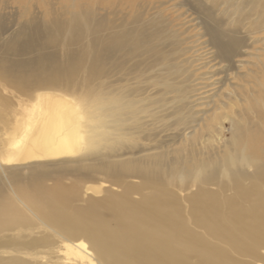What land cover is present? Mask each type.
Listing matches in <instances>:
<instances>
[{
	"label": "bare ground",
	"instance_id": "6f19581e",
	"mask_svg": "<svg viewBox=\"0 0 264 264\" xmlns=\"http://www.w3.org/2000/svg\"><path fill=\"white\" fill-rule=\"evenodd\" d=\"M0 46V264H264V0H0Z\"/></svg>",
	"mask_w": 264,
	"mask_h": 264
},
{
	"label": "rangeland",
	"instance_id": "374dc122",
	"mask_svg": "<svg viewBox=\"0 0 264 264\" xmlns=\"http://www.w3.org/2000/svg\"><path fill=\"white\" fill-rule=\"evenodd\" d=\"M171 5V3H168V7ZM181 11H186V13H185V15H188V14H192V11L191 10H187V7H184V8H182L181 9ZM193 15H190V17H192ZM17 19L18 18H20V17H18V16H15ZM23 21V20H22ZM24 23V22H23ZM195 32V31H194ZM207 40V37L206 36H203L202 37V39H201V42H203L204 41V45H199L198 47H195L196 45H192L191 44V46H189V47H191V49H187V50H189V51H187L186 53H185V55L183 56V57H181L182 59H183V61H182V64H186V66L188 67V69L189 70H191V72H192V75L193 74H195V75H193V78L195 79L194 80V82H192V83H190V88H202L200 91H201V94H200V96L201 97H203V99H201V100H198L197 101V103L198 104H196V106H194V108L196 109V110H200L201 112H200V114L201 115H203L202 114V111L203 110H212V109H214L215 108V99H217V98H219V94L218 95H214L215 93H218L219 91H220V89H222V88H219L220 87V85L221 84H216V83H214V84H212V85H209V82L210 81H208V79H207V77L206 76H204L203 74H204V72H206L205 70V67H201L199 64H200V61H196V60H194V59H196V55H198L199 53H202V48H203V46H206V48H208V46H207V44L205 43V41ZM206 44V45H205ZM0 47H2V46H0ZM193 47V48H192ZM195 47V48H194ZM46 48V49H45ZM44 48V51L46 52V53H48V55L49 54H53L54 52H55V47L54 46H50V45H47L46 47ZM49 48V49H48ZM197 48H199V52L197 51ZM5 49H7V47H5ZM38 49V48H37ZM54 50V51H53ZM50 51V52H49ZM197 51V52H196ZM6 52H7V50H6ZM38 53V52H37ZM10 55V54H9ZM12 56V55H11ZM192 56H193V58H192ZM14 57V56H13ZM189 57V58H188ZM15 58H19V57H15ZM188 58V60L185 62V60ZM188 61H192L191 62V65L189 66V64H188ZM238 63V62H237ZM217 65V66H216ZM215 65V69H214V71L215 72H217V74H215L214 76H213V82H216V81H218V80H221L224 76H225V73L223 72V69L225 68V66H226V63L225 62H219V63H217ZM192 67V68H191ZM249 67H252V66H250V65H247L246 66V68H244L243 70H241V75H243V71L244 70H247V69H249ZM194 68H197V69H194ZM53 70V69H52ZM51 69L49 70V71H52ZM235 70L238 72V70L235 68ZM203 72V73H202ZM221 74V75H220ZM199 78V79H198ZM240 81V80H239ZM200 91H198V92H200ZM214 91V92H213ZM208 95H210V96H208ZM199 96V97H200ZM207 99H206V98ZM214 98V99H213ZM202 101V102H201ZM203 101H204V103H203ZM211 105V106H210ZM208 106H209V108H208ZM203 108V109H202ZM239 114V113H238ZM226 125H227V127H228V129H229V123L227 122L226 123ZM230 133H229V131H225V136H226V138L227 137H229L230 135H229ZM228 139V138H227ZM56 171H58V170H54L53 171V173H51L52 175H51V177H49L47 180H46V184L47 185H49V187L50 186H53L54 184H55V182H56V180H58V178H57V176H55L56 175ZM60 180H61V183H62V185H64V186H68V187H70V185H72V184H74L75 182H77V180H78V177H77V175H75V174H73V173H71V172H69L68 174L67 173H65L61 178H60ZM85 184L82 182V185H81V192H80V198L77 200V201H75V204H77L78 206H80V205H87V203H88V197H89V195H91V192H89V191H86L85 189ZM111 190H115L114 189V187H111ZM84 191H86V192H84ZM146 192H149V190H147V191H144V193H146ZM102 195V194H101ZM139 196H141V195H139V194H135L134 195V197L135 198H139ZM22 204V203H21ZM28 213H29V215H32V213L28 210ZM41 225H44L43 223H41V221L40 220H34L33 221V223L32 224H29V225H25V226H22V228L21 227H19V228H16V229H14V230H18V229H21V230H26L25 231V233H27V234H29V235H27V234H24L26 237H31V239H34V238H37V237H43L45 234H50L49 232H50V230L49 231H47V230H45L44 228H41L40 230H34V229H30V227H37V228H39ZM49 225V224H48ZM50 227H52L51 225H49ZM34 232H33V231ZM36 231H38V232H36Z\"/></svg>",
	"mask_w": 264,
	"mask_h": 264
}]
</instances>
